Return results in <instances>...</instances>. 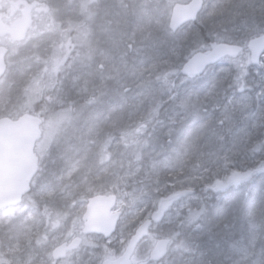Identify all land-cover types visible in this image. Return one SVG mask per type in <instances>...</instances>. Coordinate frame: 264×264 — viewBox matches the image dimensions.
I'll use <instances>...</instances> for the list:
<instances>
[{
  "label": "trees",
  "instance_id": "1",
  "mask_svg": "<svg viewBox=\"0 0 264 264\" xmlns=\"http://www.w3.org/2000/svg\"><path fill=\"white\" fill-rule=\"evenodd\" d=\"M25 1L50 6L44 0ZM59 1L61 9L51 7L47 15L53 16L67 43L75 39L76 31L86 32V38L89 32L91 57L77 65L74 58L83 51L78 53L74 47L69 54L70 63H75L71 67L74 73L65 77L62 62L61 76L29 113L45 119L62 111L56 98L62 105L75 102L74 108L84 111L77 112L74 126L69 124L49 155L41 156L32 191L23 204L0 215V264H29L26 250L49 249L52 234L77 235L90 197L109 195L116 185L127 195L136 190L153 194L145 197L152 202L139 204L123 215L116 234L123 233L126 244L154 210L155 198L159 206L161 201L189 191L188 197H198L199 204L191 210V231L179 242L184 247L179 252L183 257L177 256L170 264H189V254L225 241L235 248L223 257L225 264H264V84L254 75L256 67L250 64L247 50L249 41L264 34V0H205L198 21L176 34L168 28V14L156 22L150 13L148 24L138 20L145 13L133 0H94L88 3L98 10L93 16L91 8L85 14L74 13L76 0ZM161 1L167 3V13L171 5L190 0ZM1 7L0 17L5 1ZM117 9L133 16L116 26L110 16ZM93 39L96 45L91 43ZM220 44L239 45L243 52L224 60L227 66L221 62L202 76L182 74V67L194 55L208 53ZM44 48L39 44L24 50L14 61L15 72L9 63L3 79L7 89L18 91V95L33 76H50L51 69L42 71L45 67L38 62L46 55ZM75 51L77 57L71 55ZM247 74L251 77L245 82ZM241 89L254 97L249 108H242L249 117L242 115V123L239 113L234 114L229 124L228 112L224 113L226 99L239 96ZM16 100L13 98L14 104ZM1 112L0 116H9L8 111ZM233 123L244 137L237 139L233 152L221 157L219 154L232 151ZM224 157H234L236 165L224 171L220 165ZM225 173L251 178L228 186L223 183ZM194 177L201 178V184L185 190L186 182ZM44 209L52 213L48 223L41 217ZM225 235L228 240L223 241ZM178 241L172 238L171 249ZM94 249L105 259L117 258L123 251L104 239Z\"/></svg>",
  "mask_w": 264,
  "mask_h": 264
},
{
  "label": "rangeland",
  "instance_id": "2",
  "mask_svg": "<svg viewBox=\"0 0 264 264\" xmlns=\"http://www.w3.org/2000/svg\"><path fill=\"white\" fill-rule=\"evenodd\" d=\"M5 1V9L1 14L0 19L2 20L3 27H0V47H5L11 49L10 51V56L8 58V62H10V66L12 68V71L15 72V65L14 61L23 53L24 50L28 49L31 42L33 40H38L39 44H45L42 43L44 40L43 36L45 38V42L47 41L48 44L45 45V53L46 55L41 58L44 59L41 61V59L38 60L40 62L39 64L43 65L42 71L44 70L47 71L51 69L50 76L47 77L46 74H38V76H33L28 85L22 90L19 91L18 95L16 90L12 91L11 88L7 89V86L3 80L0 82L2 85H0V112L3 110L4 112L9 113V116H0V119L2 118H10V119H17L20 116L24 114H29L30 111H34V104L37 103L38 100H40L43 96V94H47L49 89L52 88L55 85V80L61 76L62 72L60 71V64L64 66L63 68L66 70L63 75L69 76L70 73H74V71L71 70V67L75 65L74 61L72 64L70 63V52L75 48L79 49V52L81 50L83 51L81 56H76V50L75 52H72L71 55L77 61V65H79L81 62L85 61L86 58L90 59L89 55V42H88V37H89V32H88V37L86 38V32L85 34L82 31H76L75 34V39L69 43L66 41L62 40V35L60 33L61 28L55 25V19L53 16H48L46 12L42 14V17H39L40 20L37 23V26H34L30 31L28 38L25 39L24 41L18 42L11 44L9 42L8 37L5 34H8V28L14 24L17 21H20L25 10V0H0V10L2 9L1 3ZM35 1V0H33ZM80 0H76V6L75 10L73 11L74 13H82L85 14L86 10H89L91 8V13L93 16L94 12H98V10L92 9V5L88 6L89 4H92L94 0H84L79 2ZM97 1V0H95ZM94 1V2H95ZM133 4L137 3L142 11L143 14L145 13V16L143 15L142 17H138L137 19L142 21L145 20V23L148 24V20L150 18V13L155 17V21H159L158 17L163 16L165 17L168 14V20L171 15V9L172 5L169 7L168 12L166 13V9L168 7L167 3L165 1L161 0H133ZM37 2V1H36ZM186 3V2H185ZM181 3V4H185ZM146 6V7H145ZM73 7V5L71 6ZM26 12V11H25ZM101 19L103 17L99 15ZM131 13L128 11L124 10H115L113 13L111 12L110 19L111 21L115 20L116 26H118L119 23H122L124 25V21L126 19H131ZM98 17V16H97ZM109 19V20H110ZM92 21H94V18L92 17ZM77 22V21H76ZM107 23V22H106ZM80 25V22H77V26ZM49 26V28H47ZM109 26V25H108ZM113 27V26H110ZM35 33L34 36H32V33ZM5 35V36H4ZM91 37V36H90ZM72 43V44H71ZM91 43L95 44V40L93 39ZM142 44V43H141ZM96 45V44H95ZM65 47H67L66 51H64ZM93 47V46H92ZM98 49V47H96ZM95 48V49H96ZM94 49V50H95ZM105 55V54H103ZM33 58V57H32ZM35 60V59H33ZM116 58H113V61H115ZM250 62V58H249ZM240 61L237 62L239 64ZM232 63V67H233ZM223 66H227V62H223ZM60 71V72H59ZM70 72V73H68ZM42 73V72H41ZM36 74V73H34ZM256 78L258 80H261L262 83L264 84V63L262 62V65L260 67L255 68V74ZM250 75L247 74L246 78L243 81H249L250 80ZM61 83L57 84L56 90L59 91V86ZM49 88V89H48ZM63 90V89H62ZM244 89H241L239 96H236L235 94L233 96H230L229 98L226 99V104H225V112H228L226 114V119L228 120L229 124L234 121V114L239 113V116L241 117L242 123L244 121L243 116L249 117V112H244L243 107L247 106L248 108L251 106L253 103V95L251 92L248 91H243ZM262 92L256 95L258 97L261 95ZM13 98L17 99L16 104L13 102ZM66 101H69L66 99ZM55 102L59 104L60 107H62V111L56 112L54 115L50 116L49 118L44 119V124L42 128L43 136L40 142L37 145V150L36 153L38 157L41 159L42 157H47L53 149L54 146H56L59 141H60V135L67 132V128L70 125V128L74 126L73 123L76 121V115L77 112L84 111H79L75 106V102H70L66 105H62V102L58 98L55 99ZM89 106V105H88ZM88 106L85 107V110L88 108ZM68 107V108H65ZM32 111V112H33ZM2 113V112H1ZM41 116H45L44 113L40 114ZM243 115V116H242ZM240 129H237L235 124L233 123L231 126L230 131L234 132V139L232 141V151L227 150L226 153H221L219 154L221 157L226 155L227 153L233 152L238 144L236 143L239 141L237 139H243L244 136H241V131ZM237 141V142H236ZM257 152H261L260 149H257ZM235 153V152H234ZM232 158V157H231ZM231 158H226L220 160V165L222 164L223 170L227 171V167L229 165H236L235 161ZM227 173V172H226ZM224 176L223 183L227 184L228 179L230 178L231 175H226ZM202 179L198 177H194L190 179L189 181L186 182V185L184 186L185 190H194L197 186L201 184ZM221 181V180H219ZM114 188L112 189V193L117 194L119 198V203L117 206L116 211L122 212L123 215H125L127 212L132 211L137 205L142 204V203H150L152 202V199L150 198H145L148 196L152 197V193L149 191H139L136 190L133 193H129L128 195L123 192V190L118 186H113ZM77 189V188H76ZM96 195H93L91 198L95 197ZM156 199V198H155ZM153 200V209L156 210L158 207V200ZM199 198L196 196H190L186 198H180L178 201L174 202L170 207H168V212L165 217V220L158 226H156L151 234L150 237L142 244V246L139 248V250L136 253L135 262H141L144 261L150 251L153 249V246L155 245L157 240L160 239H179L177 246H174L169 252L168 258L162 262L161 264H170L173 259H176L177 256L178 258L183 257V254H179V252L183 251L184 247L181 245L179 242L183 239L181 236H184L185 234H189L191 230L189 228H192V225L194 223L193 220H191L190 214H192V208L195 207L196 205L199 204ZM88 203V202H87ZM87 208V205H86ZM152 209V210H153ZM86 212H83V215H81V226H80V232L77 233V235H69V236H59L55 235V237L50 238V246L49 249L46 248H41V250H26L28 256V262L29 264H57L52 261V251L62 243H68L71 242L74 238L80 237L83 238V243L82 246L76 251L67 256V258L63 261H61V264H102V262L105 260L104 257L100 256L99 254L96 253L94 247L103 240V238L100 237H89L85 238L82 237L81 231L83 229V221L82 218ZM51 212L47 209H44L42 213V219L45 221V223H48L50 221L51 217ZM172 237V238H171ZM221 237V236H220ZM223 241L228 240V235H225L221 237ZM55 241V242H54ZM60 243L59 245L55 243ZM107 244L111 246H121L123 247L122 250L125 249L126 243L124 242V234L119 233L118 235L116 234L113 236L110 240L107 241ZM54 245V246H53ZM181 250V251H180ZM234 245H230L229 241H225L222 244L218 245L217 247H213L211 249H198L193 255L189 254L187 256V263L189 264H225L226 261L223 260V257H228L227 252H232L234 251ZM48 251L50 253L48 254ZM33 253V254H31ZM185 255V254H184Z\"/></svg>",
  "mask_w": 264,
  "mask_h": 264
},
{
  "label": "water",
  "instance_id": "3",
  "mask_svg": "<svg viewBox=\"0 0 264 264\" xmlns=\"http://www.w3.org/2000/svg\"><path fill=\"white\" fill-rule=\"evenodd\" d=\"M205 7V0H190L185 4H176L171 10L169 30L178 33L183 27L198 21ZM19 25L16 29V38L23 36ZM250 64L254 67L261 65L264 57V34L249 41L247 45ZM243 48L233 44H220L209 53H198L187 61L182 74L186 77H199L206 71L227 58H237ZM7 49H0V81L7 72ZM264 62V60H263ZM43 121L35 116L25 114L17 120L0 119V212L15 207L31 193V186L39 171V159L35 154L37 143L42 138ZM251 175L233 174L228 180V186H236L247 182ZM227 186V187H228ZM218 187L222 185L219 183ZM191 192L186 191L161 201L157 212L145 220L129 240L122 255L117 259L105 260L102 264H136L134 256L139 246L148 238L154 225L163 221L165 208L169 202L187 197ZM118 199L115 195L95 196L88 201L83 216L84 227L82 235L85 237L98 236L105 240L111 239L118 228L122 214L116 212ZM115 212V213H114ZM82 240L75 239L69 245L64 244L53 251V260L61 261L69 252L76 251ZM171 246V240L156 241L146 261L137 264H159L166 259Z\"/></svg>",
  "mask_w": 264,
  "mask_h": 264
},
{
  "label": "flooded vegetation",
  "instance_id": "4",
  "mask_svg": "<svg viewBox=\"0 0 264 264\" xmlns=\"http://www.w3.org/2000/svg\"><path fill=\"white\" fill-rule=\"evenodd\" d=\"M47 2L50 6H47L45 4H44L45 6H43L41 4H35V3H33V4L28 3L25 5V10L23 11L24 14H23L21 20L12 24L7 30L8 34H5L8 37L9 42L11 44L18 43V42H21V41H24L25 39H27L28 35H29V31L34 26H37L36 21H38V17H40L41 14H43L44 12L50 13V12H52L53 9H57V11H59V9H61V7H62L61 6L62 4H60L59 0H48V1L44 0L43 1V3H47ZM65 4H67V3L65 2ZM67 6H68V4H67ZM51 7H52V10H50ZM63 10L65 11L66 8H63ZM20 24H23V28H22L23 37L21 39H16L14 37L15 28ZM47 28H49V26ZM34 34L35 33L33 32L32 36H34ZM0 37L2 38V36H0ZM38 40H33L31 42L30 46L32 49H34V46L36 47L39 45ZM42 40H45V38L43 37ZM43 45L45 46L46 44H43ZM40 51H41V49H39V52ZM9 53H10V49H9Z\"/></svg>",
  "mask_w": 264,
  "mask_h": 264
},
{
  "label": "bare ground",
  "instance_id": "5",
  "mask_svg": "<svg viewBox=\"0 0 264 264\" xmlns=\"http://www.w3.org/2000/svg\"><path fill=\"white\" fill-rule=\"evenodd\" d=\"M170 17H171V15H170ZM170 19V18H169Z\"/></svg>",
  "mask_w": 264,
  "mask_h": 264
}]
</instances>
